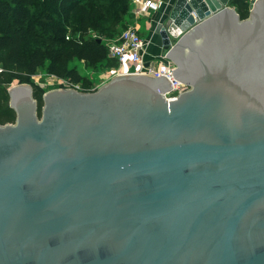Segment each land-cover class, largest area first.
I'll return each instance as SVG.
<instances>
[{
	"label": "water",
	"instance_id": "1",
	"mask_svg": "<svg viewBox=\"0 0 264 264\" xmlns=\"http://www.w3.org/2000/svg\"><path fill=\"white\" fill-rule=\"evenodd\" d=\"M175 0L165 77L29 84L0 125V264H264V0ZM149 67V63L145 64Z\"/></svg>",
	"mask_w": 264,
	"mask_h": 264
},
{
	"label": "trees",
	"instance_id": "2",
	"mask_svg": "<svg viewBox=\"0 0 264 264\" xmlns=\"http://www.w3.org/2000/svg\"><path fill=\"white\" fill-rule=\"evenodd\" d=\"M230 5L241 20L248 18L247 0H230ZM129 6L130 0H0V125L15 122L7 93L15 83L32 87L40 114L45 92L31 77L45 66L53 77L80 85L85 92L93 84L72 63L96 70L110 61L108 67L115 68L107 46L89 33L111 38Z\"/></svg>",
	"mask_w": 264,
	"mask_h": 264
},
{
	"label": "built area",
	"instance_id": "3",
	"mask_svg": "<svg viewBox=\"0 0 264 264\" xmlns=\"http://www.w3.org/2000/svg\"><path fill=\"white\" fill-rule=\"evenodd\" d=\"M130 4L134 17L132 24L123 31L117 40L107 45L108 58L117 65V70L113 76L145 74L154 78L165 77L172 87V90L165 95V99L167 101L175 100L187 88L174 80L172 76L174 67L166 59L159 56L160 59L164 60V63L158 70L153 69L151 62H148V68L145 67L144 57L150 43L140 37L137 24L135 23L136 20L145 17L149 12H158L161 4L155 0H130ZM51 78L56 84V89H75L82 91L80 85H75L69 81L53 76Z\"/></svg>",
	"mask_w": 264,
	"mask_h": 264
},
{
	"label": "rangeland",
	"instance_id": "4",
	"mask_svg": "<svg viewBox=\"0 0 264 264\" xmlns=\"http://www.w3.org/2000/svg\"><path fill=\"white\" fill-rule=\"evenodd\" d=\"M131 5V4H130ZM126 17L123 18L122 20V24L116 28V33L109 39L99 36L95 33H89V37H91L92 39H97L99 42H101L102 44H104L105 46H107L108 44H111L112 42H114L115 40H117L120 35L123 33V31L125 29H127L133 22V15H132V9L129 6L127 13H126ZM143 18V17H142ZM138 20H143L141 18H139ZM135 21V23L137 24L138 27V23L137 21ZM167 20L164 22V25H166ZM155 31V30H154ZM139 32V30H138ZM159 32V31H158ZM140 37H141V33H139ZM151 35H156V34H151ZM158 36V34H157ZM143 37H146V35L144 34ZM152 39V37H151ZM151 46V45H149ZM112 62H104L103 65H101V67L99 66L96 70L88 67L87 65H84L83 63H72L71 67L75 66L78 74H80V76L87 78L94 86H97L98 82H101V80L105 79V78H109V71L112 69L111 66ZM52 74L49 72L48 70V66H45L39 70H37V72L31 77V81L33 82V84H35L37 87H39L40 89H42L44 92H47L49 90H54L56 89V84L55 82L52 80ZM18 84V83H15ZM14 84V85H15ZM94 91V90H93Z\"/></svg>",
	"mask_w": 264,
	"mask_h": 264
},
{
	"label": "crops",
	"instance_id": "5",
	"mask_svg": "<svg viewBox=\"0 0 264 264\" xmlns=\"http://www.w3.org/2000/svg\"><path fill=\"white\" fill-rule=\"evenodd\" d=\"M161 4V8L158 12H149L145 17L141 18L143 20H138V30L139 33H141V38L144 39L145 41H148L151 46L147 47L146 50V55L144 57L145 63L151 62L152 67L154 70H158V68L163 65L162 59L159 58L161 54V48H160V38L158 31L164 27V22L169 16L170 10L174 4L175 0H155ZM248 4L250 0H247ZM229 6L230 3H229ZM132 8V6H131ZM231 8L235 9L234 7L231 6ZM167 25V24H166ZM155 30V31H154ZM146 35V37H143V35ZM151 34H156V35H151ZM152 37V39H151ZM117 70V65L115 68H112L109 71V78H105L101 80V82H98L97 86H92L90 91L96 90L101 84L107 82L110 78L113 77V74H115Z\"/></svg>",
	"mask_w": 264,
	"mask_h": 264
}]
</instances>
